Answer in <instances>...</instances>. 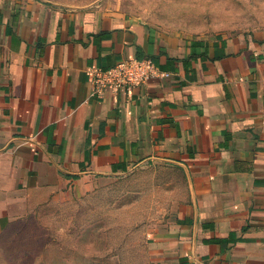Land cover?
<instances>
[{"label": "crops", "instance_id": "obj_1", "mask_svg": "<svg viewBox=\"0 0 264 264\" xmlns=\"http://www.w3.org/2000/svg\"><path fill=\"white\" fill-rule=\"evenodd\" d=\"M138 47L171 76L97 95L89 72ZM152 163L189 191L149 264H264V31L185 39L122 10L0 0V222Z\"/></svg>", "mask_w": 264, "mask_h": 264}, {"label": "rangeland", "instance_id": "obj_2", "mask_svg": "<svg viewBox=\"0 0 264 264\" xmlns=\"http://www.w3.org/2000/svg\"><path fill=\"white\" fill-rule=\"evenodd\" d=\"M122 10L186 39L264 31V0H38ZM185 172L147 164L0 222V264H149L150 246L188 195ZM21 197H23L21 195Z\"/></svg>", "mask_w": 264, "mask_h": 264}, {"label": "built area", "instance_id": "obj_3", "mask_svg": "<svg viewBox=\"0 0 264 264\" xmlns=\"http://www.w3.org/2000/svg\"><path fill=\"white\" fill-rule=\"evenodd\" d=\"M170 76V72L162 70L151 58H132L108 68L91 70L89 81L94 92L102 96L107 91L118 93Z\"/></svg>", "mask_w": 264, "mask_h": 264}, {"label": "trees", "instance_id": "obj_4", "mask_svg": "<svg viewBox=\"0 0 264 264\" xmlns=\"http://www.w3.org/2000/svg\"><path fill=\"white\" fill-rule=\"evenodd\" d=\"M143 55H142V50L140 47H138V59H143ZM151 59H154V58H151Z\"/></svg>", "mask_w": 264, "mask_h": 264}]
</instances>
